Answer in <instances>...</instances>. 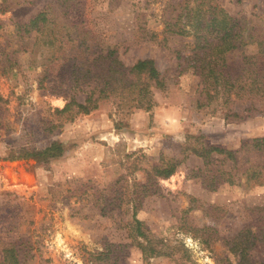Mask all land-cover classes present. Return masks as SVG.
I'll list each match as a JSON object with an SVG mask.
<instances>
[{
	"label": "rangeland",
	"instance_id": "rangeland-1",
	"mask_svg": "<svg viewBox=\"0 0 264 264\" xmlns=\"http://www.w3.org/2000/svg\"><path fill=\"white\" fill-rule=\"evenodd\" d=\"M215 1L246 28L245 36L264 35V0ZM82 2L81 18L70 12L74 24L81 21L78 29L103 47L119 45L126 65L153 59L166 90L156 92L151 112L123 117L104 103L89 115H58L55 109L68 100L50 93L52 70L32 66L34 58L20 51L28 41L18 45L14 37L15 22H28L50 5L58 10V3L0 0L8 11L0 13V264L6 244L19 250L21 264H238L228 243L239 235L248 239L250 261L264 262V185L245 173L252 168L264 177V154L252 144L264 139V100L246 97L228 109L218 102L198 106L201 79L180 74L193 64L195 39L167 31L183 0ZM4 48L18 51L19 69H6ZM242 51L258 53L252 44ZM242 51L229 57L232 72L244 63L259 70ZM54 142L64 145L62 157L26 156ZM184 144L234 151L235 166L222 165L234 166V184L217 172L222 157L214 155L220 161L203 173V160L183 153ZM173 166V176L156 180L158 194L136 186L151 171ZM211 183L216 190L206 187ZM137 221L151 246L167 255L143 256L138 243L149 242L138 236Z\"/></svg>",
	"mask_w": 264,
	"mask_h": 264
},
{
	"label": "trees",
	"instance_id": "trees-1",
	"mask_svg": "<svg viewBox=\"0 0 264 264\" xmlns=\"http://www.w3.org/2000/svg\"><path fill=\"white\" fill-rule=\"evenodd\" d=\"M54 2L56 5L58 3V10L50 5L28 22H15L14 37L18 45L23 40L28 41L26 47H21L20 51L29 53L34 58L32 66L36 68L44 66L46 71L52 70L49 76L54 78V87L49 89L50 93L68 100L64 108L55 109L56 113L64 115L75 110L79 115H89L104 103L113 107L114 115L123 117H129L137 111L151 112L157 105L156 92L166 90L164 77L161 76L155 61L137 60L132 65H126L118 57L119 45L103 47L89 39V31L81 32L78 29L77 24L81 23L78 18L82 16V0ZM177 9L180 10V14L174 23L169 19L167 31L176 37L193 36L195 39L196 53L192 59L193 64L184 67L180 74L193 72L201 79L200 95L204 96V101H198V106L218 102L228 109L234 101L246 97L251 98V103L254 99L264 100V35L245 36L246 28L240 26L239 20L230 16L215 0H183ZM75 10L79 11L80 15L76 18L79 22L74 24L70 12ZM6 12L8 11L0 7V13ZM260 20H264V16H261ZM3 29L4 24L0 21V31ZM248 44L256 46L257 56H244L242 49ZM239 50L242 51L243 59L254 60L251 65L258 66L259 70H248L244 68V63L237 73H233L229 57ZM2 53L5 55L8 71L19 69L18 51L8 52L4 48ZM261 64L263 65L260 66ZM247 65L249 62H246ZM77 94L84 96L82 102L77 100ZM252 144L256 151H262L264 154V139H256ZM65 152L62 143L54 142L49 147L26 156H36L43 162H49L62 157ZM186 152L189 153L187 156L194 155L203 160V173L207 170L212 171L214 162L220 161L214 155L222 157L217 172L224 176L222 179L224 182L234 184L233 167L237 163L234 151L206 144L196 146L184 144L183 153ZM227 161L234 164L228 170L222 167ZM175 173L174 166L169 169L153 170L146 184L136 186L146 190L147 194L152 192L150 190L153 188L154 194H158L156 192L160 187H157L156 180L168 179ZM245 173L247 180L264 185L262 173L252 168H248ZM206 187L211 190L217 189L213 183ZM137 224L138 236L149 242L147 245L149 247L144 243H138L143 256L148 258L167 255L162 249L151 246L145 231L140 228L141 222L137 221ZM241 237L239 235L228 243L231 246L230 250L237 256L238 264H254L248 257L250 250L248 239L245 236L241 240ZM2 253L3 263L21 264L19 250L14 245L6 244Z\"/></svg>",
	"mask_w": 264,
	"mask_h": 264
}]
</instances>
